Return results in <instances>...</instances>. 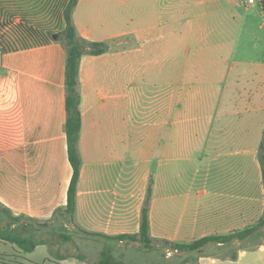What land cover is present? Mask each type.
I'll return each mask as SVG.
<instances>
[{
	"label": "crops",
	"instance_id": "1",
	"mask_svg": "<svg viewBox=\"0 0 264 264\" xmlns=\"http://www.w3.org/2000/svg\"><path fill=\"white\" fill-rule=\"evenodd\" d=\"M39 1L44 5L51 2ZM68 2L63 1V13ZM73 21L80 36L89 42L108 43L111 47L125 40L126 44L121 49L111 47L99 56L85 54L81 59L79 148L83 165L74 221L68 223L72 234L61 236L67 243L77 239L111 248L113 244L127 242L88 233L114 237L140 231L139 225L134 227L132 211L134 40L140 42L136 53L142 57L141 86L147 96L156 97L163 157L167 104L193 105L192 121L208 119L210 108L218 110L224 106L225 136L246 134L245 128L242 132L237 128L239 120L242 123L246 120L249 133L260 136L259 149L264 110V49L263 60L246 59L242 41L247 35L254 38L251 40L254 43L247 45L249 51L262 41L258 36L264 31V0H255L252 5H244L243 0H79ZM251 24L258 27L259 34L245 33ZM62 26L64 29V23ZM167 26H172L170 34L175 39H181L183 30L189 26L187 39L191 45L183 54L181 49L167 54ZM7 33V28L0 31ZM168 55L190 58L191 64L182 70V59L167 71ZM66 65L67 51L57 40L0 55V132H6L13 122L16 134L11 112L17 111L20 119V142L0 147V206L14 218H21L18 222L6 218L2 226L17 236L32 239L50 232L56 219L63 218L68 204L74 170L65 130ZM170 72L174 73L171 80L167 79ZM186 73L188 81L183 79ZM246 115L250 117L244 119ZM232 122L238 125L233 126ZM222 153L219 152V157ZM259 166L261 170L260 162ZM222 182L225 185L227 180ZM238 209L235 207L234 216L240 215ZM40 249L47 255L44 260H61L60 264L80 260L71 255L55 258L48 254L51 250L48 244L37 245L31 252L23 250L28 256L25 259L36 260L32 256ZM211 258V264H264V249L250 253L241 250L235 261Z\"/></svg>",
	"mask_w": 264,
	"mask_h": 264
},
{
	"label": "rangeland",
	"instance_id": "2",
	"mask_svg": "<svg viewBox=\"0 0 264 264\" xmlns=\"http://www.w3.org/2000/svg\"><path fill=\"white\" fill-rule=\"evenodd\" d=\"M63 1L51 0L48 5H44L39 0H0V24L6 22L12 26L18 24L22 20L17 19L19 16L17 14L22 13L21 16L27 18L24 24L28 26L39 24L46 30L60 32L64 23ZM242 12L246 13L244 10ZM170 32H172V26H167V54L178 49H181L183 54V50L191 45L187 39L189 26L183 30L184 34L180 35L181 39H175L173 33L170 34ZM245 33L259 34L260 31L257 26L251 24L249 28H246ZM258 37L262 41L258 43L256 49H250V51L247 45L253 44L254 38L247 35L244 38L245 41H242V46H245L243 57L246 59L263 60L264 31ZM125 45V40H119L111 47L121 49ZM192 45L193 49L195 44ZM138 46L140 42L135 39L133 56L135 68L133 139L135 182L132 206L134 227L141 226V213L151 179L154 183L149 213L150 229L158 247H161L164 241L191 243L207 235L229 234L256 225L263 217L264 211V188L257 148L260 136L249 133L246 120L243 122L246 126L242 125L240 120L239 125L238 122L231 123L233 126L238 125L237 128L239 127L241 132L245 128L246 134L225 136L224 106H219L218 110L210 108L208 119L192 121L193 105L167 104L165 155L163 157L161 153L163 137L158 133L156 97L147 96V91L141 86L142 57L140 53H136ZM166 59L167 71L171 70L174 64L180 63L182 59V70H185L184 67L187 68L191 61L190 58H174L169 55ZM186 70L189 71V69ZM173 75L172 72L167 73V79L171 80ZM188 75L189 73L183 74V79L188 81ZM251 112L254 114L253 110ZM213 116H216V119H212ZM248 117L250 116L246 115L244 119ZM261 117L263 139L264 110ZM229 132L232 130H228ZM255 132L257 133V130ZM219 152H224L222 157H219ZM225 179L227 183L223 185L222 180L225 182ZM235 207H239V216L233 215L237 212L234 210ZM223 210H225V217H223ZM0 220V225L3 226L6 218L0 217ZM56 220L50 232L34 236L22 250L16 244L0 240V264L58 262L59 260H44L47 255L43 249L33 254L32 257L36 260L25 259L28 256L24 251H27L26 249L32 243H37L42 239L48 242L51 249L49 255L55 258L60 255L79 258L80 260L74 261L75 264H98L100 258L102 260L103 252L111 253L114 260H120L126 264H159L165 260L162 254L168 251L164 249L161 253H155L146 249L138 250L142 245L134 243H117L111 248L109 245L79 242L77 239L67 243L61 236L72 234L69 222L64 221L63 218ZM138 220L139 223H137ZM0 236L11 237L13 234L0 229ZM235 244L243 247L242 251L249 253L264 249V229L255 233L249 240L237 241ZM213 248V246L210 247L206 253L184 255L188 260L187 264H211V257L215 256L212 253ZM173 253H167V258L172 257Z\"/></svg>",
	"mask_w": 264,
	"mask_h": 264
},
{
	"label": "trees",
	"instance_id": "3",
	"mask_svg": "<svg viewBox=\"0 0 264 264\" xmlns=\"http://www.w3.org/2000/svg\"><path fill=\"white\" fill-rule=\"evenodd\" d=\"M79 0H69L66 9L64 11V29L60 32H52L44 29L39 24L35 26H28L24 24L26 19L21 14L17 17L21 22L18 24L8 25L9 23L0 24V31L5 28L8 29L7 34H0V55L4 53H10L18 50L45 46L57 40L63 44L67 51V65H66V111L67 122L65 130L67 133V145L68 155L72 164L74 174L68 194V204L64 209L62 215L63 220L66 222H73L77 209V187L81 175L83 161L80 154L79 142L82 128V115H81V93L79 85V73L81 66V59L85 54L92 56H99L110 51L111 47L108 43H93L83 39L78 33L77 27L73 21V12L78 4ZM17 10V8H16ZM18 13V10H17ZM20 13V12H19ZM16 15V16H17ZM23 18V19H22ZM58 36L55 39L54 36ZM10 117L15 118L16 134L12 127V123L8 126L6 132H0V142L9 141L8 143H0V147L3 145H10L20 142V119L19 113L16 111L10 113ZM11 119V121H12ZM259 162L261 165L262 180L264 185V136L259 147ZM153 180L151 179L148 189L147 197L144 203V207L141 213V226L140 231L136 235H119L114 237H107L101 234L88 233L90 236H101L111 240L127 243L141 244V248L138 250H148L149 252L161 253L162 250H168L167 253H172V257L167 258V253H163L165 260L159 264H187L188 260L184 255H191L194 253H206L210 247H214L212 253L214 257L222 260L235 261L239 258V252L244 250L243 247L236 246L237 241H247L255 233L264 229V216L259 222L243 231L233 232L227 235H212L202 239L196 240L191 243H176L172 241H164L161 247L155 244V240L151 235L150 229V204L153 193ZM0 217L11 219L15 222L21 220V218H14L10 212L0 206ZM1 222V220H0ZM11 226V224H9ZM0 229L4 228L0 225ZM6 231V230H4ZM7 231H9L7 229ZM11 232V231H10ZM13 236L3 237L0 236V240L17 244L21 248L25 247L26 243L30 240L26 236H17L11 232ZM48 244L47 240H40L37 243H32L26 250L27 252L33 251L37 245ZM177 252V253H176ZM102 260L98 264H126L120 260H114L111 253L103 252ZM62 259V258H59ZM61 261V260H59ZM51 264H60L59 262H51Z\"/></svg>",
	"mask_w": 264,
	"mask_h": 264
},
{
	"label": "built area",
	"instance_id": "4",
	"mask_svg": "<svg viewBox=\"0 0 264 264\" xmlns=\"http://www.w3.org/2000/svg\"><path fill=\"white\" fill-rule=\"evenodd\" d=\"M255 3V0H243L244 5H252Z\"/></svg>",
	"mask_w": 264,
	"mask_h": 264
},
{
	"label": "water",
	"instance_id": "5",
	"mask_svg": "<svg viewBox=\"0 0 264 264\" xmlns=\"http://www.w3.org/2000/svg\"><path fill=\"white\" fill-rule=\"evenodd\" d=\"M54 38H55V39H57V38H58V36L56 35V36H54ZM176 253H177V252H176Z\"/></svg>",
	"mask_w": 264,
	"mask_h": 264
}]
</instances>
